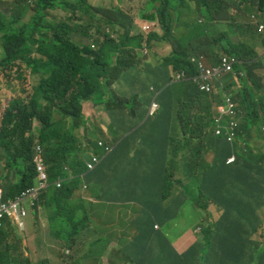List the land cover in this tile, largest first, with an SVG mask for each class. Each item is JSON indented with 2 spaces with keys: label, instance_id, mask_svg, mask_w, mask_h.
<instances>
[{
  "label": "trees",
  "instance_id": "trees-1",
  "mask_svg": "<svg viewBox=\"0 0 264 264\" xmlns=\"http://www.w3.org/2000/svg\"><path fill=\"white\" fill-rule=\"evenodd\" d=\"M9 1L0 0V46L6 53V58L0 62L3 75L0 82L4 81L0 84V92L5 91L4 100L0 101V164H3L0 189L4 202L14 200L39 184V173L32 160L36 146L41 144L48 187L37 203L47 201L50 227L54 233L66 235V242L62 240L65 247L74 254L83 253L72 264H96L105 255L110 245L109 234L98 228L89 229V226L92 225L90 217L104 215L107 200L141 202L138 210L126 216L135 217L132 221L116 225L121 228L129 225L135 231L131 240L124 241L128 250L116 255L129 264H255L258 254L261 262L257 263L264 264V242L259 244L253 240L258 219L250 215V211H254L251 196L257 192L264 196V156H260L264 148L256 143L258 136L264 141V84L259 71L264 66L258 61L256 52L257 47L264 44V38L250 16L264 14V0H158L155 17L143 16L150 20L157 18L164 29L162 40H167L173 33V19L167 20V15L175 12L177 28H182V33L174 36L177 50L164 60L174 71H183L189 78L197 76L200 69L197 62H192L194 57H204L206 67L218 65L224 55L239 62L234 72L223 79L224 87L220 91L217 88L213 93L201 92L192 80L165 90L172 91V101L179 103L180 127L190 126L194 112L204 116L203 127L185 130L186 136L180 139L171 135L160 140L165 142L167 162L152 173L144 174L139 173L141 168L154 169L166 155L157 156L152 152L155 147L148 144L137 156H120L119 150L131 153V141L128 147L123 142L114 147L95 170L87 171L86 162L94 155H103L97 143L100 138L96 142L95 138L87 139L89 132L95 135L96 128L83 125L86 104L101 101L106 104V111L115 108L112 88L127 94L133 88L126 89L123 81L126 80L128 86L145 76L137 71L140 60L135 46L129 56L123 52L135 26L131 24L123 39L116 42L110 38V32L124 27L121 14L113 11L93 14L80 0L74 4L68 0H35L36 12L30 22L17 27L14 19L31 10L30 2L17 0L8 8ZM191 3L195 6H190ZM178 8H186L188 23H181ZM53 9L65 12L66 18L60 25L44 20ZM8 14L11 16L9 22L5 18ZM83 15L87 22L95 21L96 24L98 40L91 47L75 39L76 35L88 32L78 24ZM202 18L204 25L199 23ZM220 22L228 24V30L215 36L209 34L206 24ZM34 37L39 39L38 44L29 41ZM235 37L238 43L233 41ZM155 38L152 33L148 41ZM133 40L141 47L143 37ZM203 40H206L205 45H202ZM12 68H16L14 73ZM26 72L33 79L30 90L24 87ZM235 81L241 83L242 90L233 91ZM164 85L167 88L172 84L168 80ZM165 91L157 98L160 104L165 103ZM15 93H19L18 99H11L9 96ZM227 97L238 105L240 126L233 142L214 134V121L219 116L217 108ZM167 111L172 113L171 108ZM251 139H254L253 147ZM143 152L150 155H141ZM209 153H212L210 160ZM205 156L210 162H206ZM231 158L234 161L228 162ZM181 165L188 169L187 183L178 176ZM57 182H61L60 188ZM158 182L160 188L155 189L153 184ZM140 194H148L144 202ZM88 195L96 203L86 200ZM213 205L222 211L215 223L209 219L213 217ZM184 215L200 217L204 226L198 242L183 255H178L154 226L172 227L170 221H178ZM73 217H83L82 225L74 223ZM244 219L253 231L247 227L243 237L231 236ZM11 231L10 224L0 229V249H6L5 252L0 250V264H29L23 253L18 259L9 253L10 249L22 245L21 240H11ZM79 233L82 239L75 237ZM223 237L231 242L225 255L215 248L216 242ZM109 263L122 264L113 260Z\"/></svg>",
  "mask_w": 264,
  "mask_h": 264
},
{
  "label": "crops",
  "instance_id": "crops-1",
  "mask_svg": "<svg viewBox=\"0 0 264 264\" xmlns=\"http://www.w3.org/2000/svg\"><path fill=\"white\" fill-rule=\"evenodd\" d=\"M193 5H195V3ZM145 9H147L148 13H151L153 9L152 3L150 5H145ZM153 14L154 13L148 15L145 11L140 12V16L146 15L147 17H151ZM180 19H181L182 24H186L189 21L187 20L186 16L180 17ZM174 21L176 25V28H175L176 31L179 34L182 33V28H180V30L179 28H177L178 23H176V16H175ZM206 25H207V30L209 34H211L212 36L219 35L220 33L227 31L229 28V25L223 22L207 23ZM173 33L175 34V32ZM163 43L165 44V48L162 50L161 53L156 54V53H152V51L149 50L151 54V58L149 59L150 62H147V63H144L142 56L140 54L142 53L143 48H135L136 49L135 52L138 53L139 55L138 58L140 60V66L138 67L137 71L139 73H144V71L141 70V68L145 67L144 64L148 66L150 70H153L155 72V78L160 81L159 84L153 86L156 90L159 89L157 86L162 87L164 83L167 81V79L169 78V76L173 73L171 66L168 69L161 65H158L159 63L163 61L164 57H168L171 54V43L168 42L167 40ZM260 47L262 46L260 45ZM161 48H162L161 45L156 44L157 52H159ZM258 51H259V48H258ZM260 72H261L260 74L264 81V69L260 70ZM222 87H224L223 80L218 84L219 91L221 90ZM165 93H167V95L163 99L165 103L161 104L162 105L161 110L155 119H148V112H147V108L150 104L153 94L148 95L147 102L145 103L143 115L139 119L136 118L135 120H132V121L130 120L132 119L131 110L133 109L131 101H118V103L115 106V108L117 109V113H115V117H116L115 127H117L118 129H121L122 131L121 134L125 131H129L130 129H133V131L129 132V134H127L126 137L132 133H133L132 135L139 134L138 139L131 141V145H133V149L131 153H129L127 150H124V149L119 150L120 152H122L120 156H127L128 154L137 156L138 153L142 150V148H137V144H143L144 146H147L148 144L153 145V147L155 148H154V151L152 152L156 153L157 156H163V154L166 155V158L156 163V166L154 169L148 170L145 167L141 168L139 170V173L141 174L152 173L156 169V167L166 164L167 162V151H164L165 142L160 141V140H163L164 138L174 134V131L176 130V123H177V119L175 116H177V110L179 107V103H177L176 101H172L174 99V94L172 91H165ZM131 95H132V92L130 91V93L126 95V98L131 97ZM169 108L172 109L171 114H169L167 111ZM126 110H129V112H127ZM84 112H85L86 117L91 119L95 124V128H96L95 142L99 138L108 140L109 141L107 142L108 144L113 143V141H120L119 135H113L108 130L109 125H114V124L110 117L111 113L106 112L104 105L101 104V101H96L91 104H86ZM162 115L167 116L168 118H163ZM141 119H142L141 125H147L144 129H138V125L141 122ZM125 122L126 123L128 122L129 125H126ZM152 137H160V138L158 140L157 139L150 140V138ZM253 141L254 139H251L252 147H253ZM257 147L258 146L256 145L255 149H257ZM141 155L149 156L150 153L143 152L141 153ZM255 155L258 156V153H255ZM260 156H264V153L262 152ZM208 158L209 160L212 158V153L208 154ZM208 158L207 156H205V159L208 160ZM153 186L155 189H159L160 183L159 182L154 183ZM147 195L148 194L146 195L140 194V199L142 202H144L147 199L146 197ZM40 198L41 197H39V199ZM85 199L96 203V200L90 198V195L85 197ZM251 202L253 204L252 208L254 211L249 210L250 215L252 219L253 217H256L258 219V223L256 226L257 230H256V234L253 240L256 243L260 244L262 242V235H264V196L262 195V192H257L256 195L251 196ZM40 203L41 202H39V204L37 203V206H35L34 208H31L30 202H29L30 209L29 207L26 208L28 217L25 220L26 221L25 228L23 231H21V234L19 236L15 234V237H12L11 240H15V239L22 240V244L24 247L22 252L25 255L26 262L27 260H29L31 254H35L34 260L27 262L29 264H39L38 262L39 257H42L40 261V263L42 264L44 261H48L51 264H63L61 261L63 259L62 255L60 256L61 258H59L57 254H58V251L61 250V245L65 247V243L64 242L60 243L55 237L52 236L51 231H50V220H49L50 215L46 208L48 203L47 201L43 202L42 204ZM140 207H141V202H138L137 200H131L127 202L107 200L105 202V209L103 210H104V215L108 217H95L96 222H95L94 227L100 224V227L98 229H100L104 233L111 235L110 245L105 250L107 251V253L118 255L119 253L123 252V248L118 242L119 237H122L123 233H127L131 235L134 233V231L129 225H126L125 228H121L116 225L119 222L125 221L129 223L130 221H132L135 217H126V216L132 215L134 211L138 210ZM212 211H213V217H209V219L212 223H215L220 219V215L222 211L215 205H213ZM182 220L186 224H182L181 222ZM200 221H201L200 217H185L184 215V217L178 221L171 220V223H173V226L171 229L166 230L165 227L163 228L164 234L171 241L174 249L176 250L178 254L181 255V254L186 253L190 249L191 246L195 245L198 242L197 240H198V237L201 235V233L194 232L195 231L194 229L195 227H197V224ZM177 223H181L182 225H184V227L180 234L174 235L172 232L177 227ZM247 227L251 228L253 231V227L249 226L247 223V220L244 219L243 223L238 226V228L234 231L235 233H233L231 236L243 237L244 230ZM30 238H34L36 241L34 247L30 246V243H29ZM51 238L54 239L53 242H51ZM226 238L227 237H223L221 240L217 241L215 244V248L217 249V252L222 255H225L226 253L229 252V248L231 244L230 241H226ZM65 248L68 249V247H65ZM0 250L2 252L6 251L5 248H1ZM14 251L19 253L20 249L19 248H16V250L10 249L9 253L10 252L14 253ZM42 251H46V252L43 254V256H40L42 254ZM70 252L72 253L71 250ZM256 259H257V262L258 261L261 262L259 254L256 257ZM257 262L255 264H259ZM96 264H108V257L102 258V260Z\"/></svg>",
  "mask_w": 264,
  "mask_h": 264
},
{
  "label": "rangeland",
  "instance_id": "rangeland-1",
  "mask_svg": "<svg viewBox=\"0 0 264 264\" xmlns=\"http://www.w3.org/2000/svg\"><path fill=\"white\" fill-rule=\"evenodd\" d=\"M14 1H17V0H10L8 2V8L11 6L10 3L14 2ZM27 2H30L29 5L31 8V10H27L24 15L20 16V17H17L14 19L17 23V27H21L22 25L24 24H28L32 18V16L34 15V13L36 12V2L35 0H26ZM69 2H71L72 4L76 3L77 0H68ZM81 2H83L86 6V10L93 13V14H101L103 12H106V11H113V12H117L119 14H121L122 16V19L124 21V27L123 28H116L113 32H110L112 33L110 35V38L112 37L114 41L116 42H119L120 40L123 39L124 35L126 34V31L128 28H130L131 24H133L135 26V28H132L131 29V32L129 33L128 35V42L126 44V46H124V49H123V52H125L128 56L130 53L131 54V50H132V45H131V41L133 39H135L136 37L138 36H141L143 37V40H142V48H143V51L141 54L142 56V59L144 61V63H147V62H150L149 59L151 58V54H150V51H152V53H161L162 50L165 48V44L163 42H165L166 40H162V37L164 36V29L162 28V25L161 23H159V21L157 20H150V19H146V20H143L140 18V12L141 11H145L148 15L149 14H152V13H156L157 10L155 8L156 5L159 4V1L158 0H80ZM152 3L153 5V9H152V12L151 13H148L147 9H145V5H150ZM194 3H191L190 5L191 6H194L193 5ZM170 9V8H168ZM47 11V10H46ZM186 8L183 9V8H178V12L180 13V17H183L185 16L186 14ZM50 14L48 17H45V21H48L50 22V24L52 25H60L59 23L64 21V19L66 18V15H65V12L63 11H60V9H53V10H49L48 11ZM68 13H70L71 11L70 10H67ZM55 13H58L59 15H55ZM101 16H99L100 18ZM5 18L8 20V22L11 20V16L10 14L6 15ZM170 19H173V24H172V30L174 33H172L167 41L171 43V54L169 56H173V51H176L177 50V41L175 39V37H179V34L177 31H176V25H175V12L172 11V14L170 15H167V20H170ZM258 20L260 21H264V14L263 15H260L258 18ZM203 21V18L199 20V22H202ZM78 24L79 25H82L83 27L86 28V30H88L87 34H78L75 36V39L76 41L80 42L83 46L85 47H91L92 44H97L96 40H98V34H97V29H96V24H95V21H91V22H87L86 21V18L85 16H80L79 17V20H78ZM148 30V31H151L157 35H159V38L158 39H154V40H151V41H148L149 40V34L145 31ZM1 35V33H0ZM175 36V37H174ZM105 40V39H104ZM0 41H1V38H0ZM30 42H34V43H39V39H37L36 37L34 38H31L29 40ZM234 42L238 43V40L237 39H233ZM156 44H159L162 46L161 50L159 52H157L156 50ZM206 44V40H203L202 42V45H205ZM32 49H33V46L31 45ZM150 50V51H149ZM128 51V52H126ZM258 50H256L257 52ZM258 53V61H262L261 59V52H257ZM168 56V57H169ZM168 57H164L163 58V61L161 63H159L158 65H161L165 68H168L171 66L172 67V70L173 72L175 73L176 71H174L173 69V66L172 65H169L167 66L165 63H164V60ZM6 58V53L3 49V47L0 46V62ZM202 57H194L192 58V62H197L199 63V61L201 60ZM262 63V62H261ZM221 64V63H220ZM16 68H12V71L14 73ZM142 71H144L145 73V76L143 77L142 80L138 81L136 84H134V81L127 86V82L126 80L123 81L122 83V86H124L126 89H128L129 87L133 88L132 89V95L131 97H128L126 98V95L129 94H123L119 91H117L116 89H114V87L112 88L111 92L115 93V98H116V104L118 103V101H131L132 102V107L133 109L131 110L132 111V119H130L131 121L132 120H135L136 118H141V116L143 115V112H144V107H145V102H146V98L148 95H151L153 94L152 92H150L149 88H150V80L148 77H151L153 79V83L154 85H157L160 83V81L158 79L155 78V72L153 70H147L145 67L141 68ZM177 72H183V71H177ZM185 73V72H184ZM27 74V81L25 82L24 84V87L28 90H30V87L33 83V79L30 77L29 73L26 72ZM186 75V74H185ZM1 76L3 77V75L0 74V78ZM186 80H192V77L189 78L187 75H186ZM4 82V81H1L0 84ZM235 85L233 86V91H236V90H242L243 89V86H241V83L239 81H235ZM264 83V81H263ZM176 83L172 84L171 86L167 87V85H164V87H161V86H157L159 89V91H165L167 90L168 88L174 86ZM2 85V84H1ZM121 87V86H120ZM4 90H1L0 92V101H3L4 99H2V97L4 96ZM22 95V97L25 96L24 93H20ZM11 99H15L19 97V93H15L14 96L13 94L9 96ZM102 105H104V107H106V104L105 103H101ZM116 104H113V105H116ZM8 106V105H7ZM6 106V107H7ZM5 107V108H6ZM127 112H129V110H126ZM106 112H109L111 113V119L113 121V124L114 125H109L108 127V130L110 133H112L113 135H119L120 136V142H123L124 146L125 147H128L129 144H130V141L132 140H136L139 138V134H135V135H132L130 136V139L128 140L129 137L126 138V135L129 134V132L133 131V129H130L129 131H125L121 134V129H118L116 126V117H115V113H117V109L116 108H112V109H109L107 110ZM55 112L53 113V118L55 117ZM0 115H2V112H0ZM176 119H177V123H176V130L174 131V136L178 137L179 139L182 138V137H185L186 136V133H185V130L187 131H191V127L194 128L195 130H199L203 127V118L204 116H201L199 115L197 112H194L193 113V118L191 120V124L190 126H185V127H180V124H179V121H178V118L177 116H175ZM126 123V122H125ZM132 123V122H131ZM142 123V119H141V122L139 123L138 125V129H144L147 125H141ZM91 125V126H94L95 127V124L94 122L87 118L85 116V119H84V124L83 125ZM178 124V125H177ZM36 127H37V122H35L34 124ZM126 125H129V123L127 122ZM84 128V127H83ZM130 128V127H129ZM92 129V128H90ZM255 131V130H254ZM262 131L264 132V127H262ZM81 134H83L82 131H80ZM204 133H209L207 130H204ZM171 136V135H170ZM256 136V135H255ZM96 137V133L94 136H91V133L89 132V134L87 135V139H94ZM102 142L108 144L107 142H109L108 140H105V139H102L101 140ZM257 144H259L258 146L263 149L264 148V141L262 139L259 138L258 136V139H257ZM111 144H114V143H110ZM113 146V145H112ZM137 148H142V149H146L147 147L144 146L143 144H137ZM134 161V160H132ZM206 162H209V160H207ZM180 169L177 171L178 173V176L181 178V179H184V183H187L188 182V169L184 166V165H181L179 167ZM3 169V166H0V173ZM169 200H167L166 202H169ZM24 206L25 208H28L29 207V201L26 200L24 202ZM30 209V207H29ZM103 212V210H102ZM99 213V212H98ZM76 215H79L78 213ZM100 217H108V216H105L103 214H101ZM74 218V223L76 224H79L80 226L82 224H80V220L81 218L83 217H73ZM90 220H91V223L93 225H90L89 226V229H96V228H99L100 227V224L97 225L96 227H94L95 225V217H90ZM182 224H186L183 220L181 221ZM178 225L174 230H173V234L174 235H178L182 232L183 230V227L184 225ZM68 232H70V227H68ZM13 231V233H12ZM11 231V238L12 237H15V234L16 235H20L21 234V230L19 229H15V230H12ZM50 231L52 232V236L55 237L60 243H62L63 239L65 240L66 242V235L64 233H59V232H56L54 233L53 232V229L50 227ZM198 233V232H196ZM75 237L77 239H82L83 235H81V233L79 234H76ZM18 240H21V239H18ZM22 241V240H21ZM54 239L51 238V242H53ZM262 242H264V237L262 238ZM29 243H30V246L31 247H34L35 246V239L34 238H30L29 239ZM20 249V252L17 253L14 251V253H11L15 258H19V256L23 253V244L18 247ZM14 250H16V248L14 247L13 248ZM70 249V248H68ZM31 250V249H30ZM66 250V248L64 246L61 245V250L58 251V254L57 256L59 258H61L60 256L61 255H64L63 259L61 260L63 264H72V262L77 259L78 257H80L83 253H78V254H74V252L72 251V253L70 254H65L64 251ZM46 251H42V254L40 256H43V254L45 253ZM109 255V253H106L104 257H107ZM34 256L35 254H31L30 255V258H29V261H33L34 260ZM24 258H25V255H24ZM42 257H39L38 259V262L39 264H42L40 263ZM102 260V259H101ZM125 262H128L127 260H125ZM43 264H51L49 263L48 261H44ZM108 264L109 261H108ZM116 264V263H114Z\"/></svg>",
  "mask_w": 264,
  "mask_h": 264
},
{
  "label": "built area",
  "instance_id": "built-area-1",
  "mask_svg": "<svg viewBox=\"0 0 264 264\" xmlns=\"http://www.w3.org/2000/svg\"><path fill=\"white\" fill-rule=\"evenodd\" d=\"M258 29L259 32L264 35V23L259 24ZM220 63L217 66L207 68L199 62L200 73L197 76L192 77V82L198 87L200 91L205 93H213L214 91H216L218 88L217 83H220L228 73H233L234 66L239 62L234 57L224 56L221 58ZM176 79L186 80V76L184 73H181L176 76ZM237 107V103L234 102L231 97H227L224 102L218 106L217 110L219 116H217L214 121L215 135L224 136L229 142L235 141L239 132L240 121L238 117ZM158 108L159 105L154 102L150 108L149 116H154ZM226 119L227 124H225ZM233 161L234 159L231 158L228 162ZM33 162L39 173V184L37 185V187L28 189L27 191L23 192L14 200L4 202L2 199V195L0 194V226H2L4 220L9 218L12 223L19 229H23L24 219L27 217V210L24 206V202L26 200H29L30 206L34 208L37 201L39 200L41 191L47 189L48 183L46 182L47 176L44 172L45 162L41 145H38L36 147ZM98 162L99 160L97 158H94L93 162L88 164V168L92 170L95 165L98 164ZM56 185L58 188H60L61 182H57Z\"/></svg>",
  "mask_w": 264,
  "mask_h": 264
},
{
  "label": "clouds",
  "instance_id": "clouds-1",
  "mask_svg": "<svg viewBox=\"0 0 264 264\" xmlns=\"http://www.w3.org/2000/svg\"><path fill=\"white\" fill-rule=\"evenodd\" d=\"M195 6V5H194ZM156 7V6H155ZM154 15V17H155V13L153 14ZM261 14H257V15H253V16H250V20L252 21V23L253 24H255L257 27H258V25L259 24H261V23H264L263 21H260V20H258L257 18L260 16ZM140 18L141 19H143V20H146V19H150V18H144L143 16H140ZM200 20V19H199ZM205 20H203L202 22H200V23H202V25H204L205 24V22H204ZM145 31L149 34V35H151L153 32H151V31H148V30H146L145 29ZM258 32H259V29H258ZM259 34L260 35H262L263 36V38H264V35L263 34H261L260 32H259ZM154 35H156V39H158L159 38V35H157V34H155L154 33ZM235 39H237L238 41H239V39L237 38V37H235ZM131 45H132V49H134V46H135V48H142V46L141 47H139V46H137V43L136 42H134V40H132L131 41ZM262 47H260V46H258L257 47V50H258V48H259V51L261 52V59H262V65L264 66V57H263V47H264V44H262L261 45ZM135 51H136V49H135ZM259 51H257V52H259ZM136 54H137V56L139 57V55H138V53L136 52ZM224 56H226V55H224ZM223 56V57H224ZM220 61H221V59H220ZM200 63H202L203 65H204V63L205 62H207V60L204 58V57H202L201 58V60L199 61ZM220 63V62H219ZM199 64V63H198ZM145 66V68L147 69V70H150L149 69V67L148 66H146V65H144ZM205 66V65H204ZM214 66H217V65H214ZM214 66H211V67H214ZM206 67V66H205ZM207 68H210V67H207ZM264 69V68H263ZM262 69V70H263ZM260 71V70H259ZM181 73H184V72H173L170 76H169V78L167 79V81L166 82H168V80H169V84H174V83H176V84H180L181 82H183V81H187V80H177L176 79V76L178 75V74H181ZM185 74V73H184ZM186 76V75H185ZM149 78V80H150V88H149V90L153 93V97H152V99H151V101H150V104H149V106H148V108H147V112H148V119H155L156 117H157V115L159 114V112H160V110H161V104H160V102H158L157 101V98L160 96V93H163V91H159V90H156L153 86H154V83H153V79L151 78V77H148ZM165 84V83H164ZM202 92V91H201ZM148 97V96H147ZM164 99V98H163ZM146 102H147V98H146ZM145 102V103H146ZM157 103L158 105H159V108H158V110H156V112H155V115L154 116H149V111H150V108H151V106H152V104L153 103ZM221 105V104H220ZM225 124H227V119L225 120ZM264 127V126H263ZM215 128V127H214ZM214 134H215V132H214ZM131 136V134L130 135H128L127 137H130ZM126 137V138H127ZM218 137H221V136H218ZM224 137V136H223ZM102 139H99L98 140V145H99V147L102 149V157H100V156H98V155H94V156H92V159L90 160V161H88V162H86V167H87V171H93V170H95L98 166V164H96L95 165V167L92 169V170H90L89 168H88V164H90V163H92L93 162V159L94 158H97L98 160H99V162H101L102 161V159L106 156V155H108L109 153H111L112 152V150H113V148L114 147H118L122 142H120V141H113V143L114 144H106V143H104V142H102L101 141ZM118 142H120V143H118ZM39 145H41V144H39ZM113 145V146H112ZM38 146V145H37ZM36 146V147H37ZM41 148H42V152H43V158H44V148H43V146L41 145ZM131 149H133V145H131ZM35 150H36V148H35ZM35 150H34V154H33V160H34V155H35ZM262 153V152H261ZM33 160H32V162H33ZM44 162H45V159H44ZM98 162V163H99ZM33 164H34V162H33ZM46 164V163H45ZM3 164H0V166H2ZM37 187V186H36ZM34 188V187H33ZM85 188H87V186L85 185ZM46 191V190H45ZM44 192V190H42L41 191V193H40V196L42 195V193ZM0 194L2 195V199H3V193H2V190L0 189ZM39 196V197H40ZM17 198V197H16ZM15 198V199H16ZM3 201H4V199H3ZM38 202V201H37ZM91 202H93V201H91ZM36 205H37V203H36ZM35 205V206H36ZM213 207V206H212ZM32 208V207H31ZM28 214V213H27ZM27 217H28V215H27ZM26 217V218H27ZM184 217V216H183ZM26 218L24 219V227H23V229H19L16 225H14L13 223H12V221L11 220H4V222L2 223V226H0V229H2V228H7V226L10 224L11 225V228H12V230H14V229H19V230H21V231H23L24 230V228H25V223H26ZM171 222V221H170ZM203 223H202V219H201V221L197 224V227H195V231L194 232H198V233H201L202 232V228H203ZM166 228V230L167 229H171L172 227H166V226H164V225H160V224H156L155 226H154V229H155V231H158V232H160L161 234H162V236L165 238V240L168 242V243H170V245H171V247L173 248V250L176 252V250L174 249V247H173V245H172V243H171V241L168 239V237L164 234V232H163V228ZM134 231V230H133ZM134 233H135V231H134ZM134 233L133 234H131V235H129V234H127V233H123L122 235V237H119V239H118V242H119V244L122 246V248H123V252L124 251H126V250H128V249H126L125 248V244H124V241H126V240H131L132 239V237H133V235H134ZM110 236V242H111V235H109ZM64 253L65 254H70L71 252H70V250L69 249H66L65 251H64ZM106 253H107V251H106ZM105 253V254H106ZM122 253V252H121ZM177 253V252H176ZM178 254V253H177ZM178 255H180V254H178ZM181 255H183V254H181ZM108 257V261L109 260H113V261H119V262H121L122 264H128V262H125V260H123L121 257H119V256H114V254H113V256H112V253H109V255L107 256ZM102 258H103V256H102ZM101 258V259H102Z\"/></svg>",
  "mask_w": 264,
  "mask_h": 264
}]
</instances>
